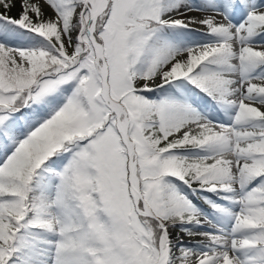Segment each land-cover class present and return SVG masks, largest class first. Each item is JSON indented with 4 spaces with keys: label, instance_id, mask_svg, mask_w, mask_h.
Segmentation results:
<instances>
[{
    "label": "snow or ice",
    "instance_id": "1",
    "mask_svg": "<svg viewBox=\"0 0 264 264\" xmlns=\"http://www.w3.org/2000/svg\"><path fill=\"white\" fill-rule=\"evenodd\" d=\"M0 264H264V0H0Z\"/></svg>",
    "mask_w": 264,
    "mask_h": 264
}]
</instances>
